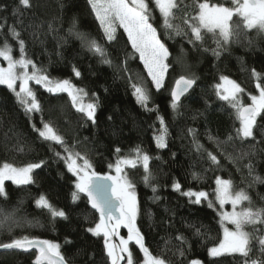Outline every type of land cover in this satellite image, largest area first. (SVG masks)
I'll use <instances>...</instances> for the list:
<instances>
[{
  "label": "trees",
  "instance_id": "16d2710c",
  "mask_svg": "<svg viewBox=\"0 0 264 264\" xmlns=\"http://www.w3.org/2000/svg\"><path fill=\"white\" fill-rule=\"evenodd\" d=\"M146 2L152 12L151 22L171 54V67L160 91L152 85L122 28H117L118 42H106L88 0H30L31 7L21 6L19 0H0V23L5 24L0 30V47L7 43L13 58L21 57L19 41L9 33V28L15 25L20 39L25 41V58L42 69V74L50 79H69L84 90L86 95L82 96L86 101L95 102L94 96H98L100 103L97 123L93 124L76 111L67 93H48L33 82L30 87L42 110L26 114L14 93L6 85H0V166L43 162L33 170L32 183L15 185L6 181L0 210L12 213L15 225L11 230L0 227V244L27 236L59 244L68 264H89L93 260L95 264H111L103 236L86 231L99 222V214L83 194L73 202L75 176L67 168L64 157L68 152L64 149L66 146L80 153V157L87 156L92 170L107 175L119 158L139 148L150 158L148 171L152 179L145 183L148 173L141 163L127 166L125 174L135 189L136 224L152 255L165 259L166 264H191L194 259L202 264H245L246 258L239 253L219 258L208 256L207 250L221 241L220 217L204 201L198 205L191 203L181 192L174 191L172 184L178 181L182 191H206L213 198L215 180L221 177L231 181L233 191H245L249 195L251 204L244 201L242 208L264 209V183L254 181L257 175L264 178V135L257 130L255 139L241 140L236 135L240 121L215 90L220 77L228 76L244 89L243 103H249L248 97L257 92L256 83L264 85V32L242 29L240 43H230L217 57L213 54L217 49L216 38L211 33H205L203 42H196V47L174 33L170 39L155 0ZM202 2L205 0H177L179 10H174L172 22L190 32L185 21H191L198 12V3ZM207 2L233 7L231 0ZM18 7L20 13L14 17L13 10ZM234 20L239 22L237 17ZM77 33L103 45L113 66L101 63L100 56L90 52ZM181 48L186 54L185 66L173 59ZM73 66L81 72L80 77L74 75ZM117 66L122 70L118 72ZM253 69L259 78L253 76ZM193 74L198 77L196 85L174 111L170 103L174 82L181 75ZM134 83H143L149 89L148 108L158 111H146L136 102L131 87ZM158 116L164 118L167 128L164 149H158L154 140L161 132ZM44 122L53 126L63 144L39 137L35 129L42 130ZM209 153L216 156L217 164L209 159ZM80 157L77 159L83 161ZM249 165L253 167L251 174ZM193 173L197 179H193ZM153 187L157 189L155 193ZM41 195L52 208L64 211L67 219L53 217L49 209L38 206L36 201ZM155 196L160 199L155 200ZM196 228H200L201 235L195 234ZM245 230L258 237L264 233V225H249ZM180 236L186 238V243L181 242ZM253 245L250 260L264 259L255 240ZM130 248L134 264H141L143 254L139 247L132 243ZM36 255L38 251L34 249L0 252V264H35Z\"/></svg>",
  "mask_w": 264,
  "mask_h": 264
},
{
  "label": "snow or ice",
  "instance_id": "6c2138e0",
  "mask_svg": "<svg viewBox=\"0 0 264 264\" xmlns=\"http://www.w3.org/2000/svg\"><path fill=\"white\" fill-rule=\"evenodd\" d=\"M88 3L103 29L106 42H118L117 28H122L124 33L127 34V41L130 43L133 53L138 54L139 60L143 63L152 85L157 91L162 90L165 87V74L171 67V54L169 47L161 39L157 28L151 22L153 17L149 3L146 0H88ZM19 4L24 7H31L30 0H19ZM155 6L163 16V27L169 33L170 39L173 38L172 33H174L176 36L187 38V42L196 47V42H203L205 33H211L216 38L217 49L213 50V54L217 57H219L220 50H226V46L230 43H240L242 29H255L258 32H264V0H233V7L209 4L207 0L198 3L197 14L191 17L190 22L185 21L190 32L172 22L174 10H179L177 0H155ZM19 13V7L13 10L14 17ZM234 17L239 18V22H236ZM4 27L5 24L0 23V30ZM9 33L19 41L21 57L13 59L12 48L7 43L0 47V57L8 62L6 68L0 67V85H6L14 93L16 101L23 107L25 113L31 114L42 110L36 93L29 86V82L34 81L36 85L43 86L48 93H67L76 111L81 113L87 121L96 124L97 109L100 106L99 97L94 96L95 102L93 103L86 105L81 103L82 94L86 95L83 89L77 88L69 79H50L48 75L42 74V69L37 68L32 60L25 58V41L20 39V33L16 31L15 25L9 28ZM77 35L81 36L90 52L100 56L101 63L110 67L113 66V61L108 58L103 45L97 43L94 39H87L79 33ZM251 43L249 41V44ZM185 55L183 48H181L180 54L173 59L181 66H185ZM29 65L32 67L31 73L28 72ZM17 68L22 71L18 73ZM121 70L117 66V71ZM73 73L76 77L81 76V72L75 66H73ZM252 74L259 78V73L255 69L252 70ZM197 79L198 77L193 74L190 77L181 75L176 80V87L171 91L170 102L174 111L179 108L181 98L196 85ZM220 80L222 83L215 85L217 96L221 101H225L231 106L236 118L240 121V127L236 130V135L241 140L246 138L255 139L257 130H261L262 135H264V85L257 84L259 95H252L251 104L245 105L240 99L244 89L228 76H221ZM17 81H20L18 90ZM131 87L134 89L132 94L141 107L146 111H158V109L148 108L151 93L143 83H134ZM104 91H108V89L105 88ZM157 118L160 121L161 132L155 135L154 139L156 147L164 149L167 147V128L164 118L162 116ZM108 119L111 120L112 117L109 116ZM33 127L35 128V125ZM35 130L38 132L39 137L46 141L64 143L62 137L57 134L50 123L44 122L42 130L38 128ZM231 139L232 137H229V140ZM197 147L201 146L197 145ZM64 150L68 152V155L64 157L67 168L78 178L75 183L76 190L72 193L73 202L78 201L81 194H83L87 197L91 208L99 214V222L95 224V227L87 228L86 231L93 236H103L106 257L111 264H120L121 261H126V264H134L133 254L129 248L130 242L133 241L144 255L143 264H166L165 259L152 255L145 244L144 235L136 224L138 207L134 185L123 174L121 168V164L135 167L136 161L120 159L115 165L116 176H102L92 170V163L87 156L80 157V153L73 152L66 146ZM117 152H119V149H117ZM136 153L142 159L145 172L148 173L145 175L144 181L149 183L152 179L151 173L148 171L150 158L146 153L141 155L139 148L136 149ZM56 155L59 157L60 153ZM208 155L213 164L218 163L215 155L211 153ZM78 157L83 160L82 164L77 163ZM42 163H29L24 167H15L11 163H4L0 166V197L6 195V181H11L15 185L32 183V172L34 169L40 168ZM252 171L253 167L249 165V173L251 174ZM197 178L196 174L193 173V179ZM254 181L264 183V178L257 175L254 177ZM215 183L217 186L215 190L216 200L219 205L223 207L226 203H230L233 209L231 212L221 213L222 221L234 225V230L225 228L223 240L207 250L208 256L219 258L239 253L246 258L245 264H249L254 240L259 246L261 255L264 256V235L257 237L254 232L250 233L245 230L246 226L249 225H264V209L254 210L252 207H247L237 211V205L242 204V202L248 201L251 204L249 195L245 191L233 192L230 180L217 177ZM172 188L176 192H181L184 197L190 199L191 203L197 205L201 203L202 199L208 198V193L205 191H193L191 189L182 191V185L178 181L172 184ZM156 190V187L152 188L154 193ZM193 197L194 199H191ZM154 199L159 200L160 197L155 196ZM36 204L49 209L53 217L67 219L65 212L52 208L43 195L39 197ZM208 207H213L211 200H208ZM166 211L168 210L166 209ZM14 225L13 214H5L0 210V227L7 226L11 230ZM122 226L127 228V238L119 237V243H115L113 237L119 236L118 229ZM189 227L194 226L189 225ZM195 234L197 236L201 235L200 228H196ZM179 239L181 242L186 243V238L183 236H180ZM32 248L37 249L39 253L35 256V264H45V262L46 264H66L65 258L60 252V245L48 240L30 239L25 236L20 239H13L10 243L0 244V249L4 250L27 251ZM183 254L181 252V255ZM89 264H95V261H89ZM191 264H202V262L194 259ZM250 264H264V259L250 260Z\"/></svg>",
  "mask_w": 264,
  "mask_h": 264
},
{
  "label": "rangeland",
  "instance_id": "374dc122",
  "mask_svg": "<svg viewBox=\"0 0 264 264\" xmlns=\"http://www.w3.org/2000/svg\"><path fill=\"white\" fill-rule=\"evenodd\" d=\"M232 2H233V0H231ZM14 59V58H13ZM7 65H8V62L6 61V60H4L2 57H0V67H4V68H6L7 67ZM20 71H22L21 69H19V68H17V72L19 73ZM31 71H32V67H31V65H29V67H28V72L29 73H31ZM34 81H30L29 82V86L33 83ZM19 83H20V81H17V90H18V88H19ZM220 83H222V81L219 79V82L217 83V84H220ZM216 84V85H217ZM257 84H259L258 82L256 83V90H257V92L255 93V94H253V95H259V88H257ZM215 90H216V88H215ZM222 91V90H221ZM216 92H217V90H216ZM249 96V95H248ZM251 96L252 95H250L248 98H249V103L251 104ZM71 99V98H70ZM240 99H241V102L243 103V99H242V96L240 95ZM81 103H83L84 105H86V104H88V103H93V102H89V101H86V99L83 97V96H81V101H80ZM244 104V103H243ZM155 137V136H154ZM155 140V139H154ZM156 143V142H155ZM141 155H143V153H141ZM120 159H129V160H135L136 161V164L137 163H141L142 165H143V161H142V159H140L138 156H137V153H136V151L133 153V154H131V155H129V156H126V157H123V158H119L118 160H120ZM117 160V161H118ZM77 163L78 164H82L83 163V161H79L78 159H77ZM27 164H25V165H13V166H15V167H24V166H26ZM115 165L116 164H114L113 166H112V172H110V173H108L107 175H111V176H116L117 175V173H116V171H115ZM127 167V165H123V164H121V168H122V170H123V174L124 175H126L125 174V168ZM72 173V172H71ZM73 174V173H72ZM74 175V174H73ZM75 176V183L77 182V180H78V178H77V176L76 175H74ZM221 178V177H220ZM128 179V178H127ZM223 179V178H222ZM216 181V180H215ZM216 183H215V187H214V197L213 198H209V194H208V198L207 199H202V201H204L207 205H208V200H211L212 202H213V207H211V208H213L214 210H216V212L218 213V215H219V217H220V221H221V230H222V237H221V241L223 240V238H224V229L225 228H228V229H230V230H234V225H232V224H230V223H228L227 221H222V218H221V213L222 212H231L233 209H232V205L230 204V203H226L223 207H221L220 205H219V203H218V201L216 200V192H215V190H216ZM185 191H187V190H185ZM233 191V190H232ZM206 192V191H205ZM233 192H235V191H233ZM207 193V192H206ZM39 199V198H38ZM37 199V200H38ZM191 199H194V197L193 198H191ZM201 201V202H202ZM243 203V202H242ZM241 208H242V204H240V205H237V207H236V210L237 211H240L241 210ZM93 227H95V226H93ZM118 233H119V236H117V237H113V241L115 242V243H119V237H124V238H127V235H128V231H127V228L126 227H124V226H122V227H120L119 229H118ZM262 235H264V233L262 234ZM220 241V242H221ZM53 243H56V242H53ZM132 243H134V241L133 242H130V244H129V248H130V245L132 244ZM57 244V243H56ZM130 251H131V248H130ZM143 254V253H142ZM125 256L127 255V254H124ZM143 262H144V255H143V260H142V262H141V264H143ZM120 264H126V261H121L120 262Z\"/></svg>",
  "mask_w": 264,
  "mask_h": 264
},
{
  "label": "water",
  "instance_id": "95a60500",
  "mask_svg": "<svg viewBox=\"0 0 264 264\" xmlns=\"http://www.w3.org/2000/svg\"><path fill=\"white\" fill-rule=\"evenodd\" d=\"M178 79H179V78H178ZM175 87H176V81L174 82V84H173V86H172V88H171V91H172V89L175 88ZM190 90H191V89H190ZM190 90H189V91H190ZM171 91H170V97H171ZM186 94H187V93H186ZM186 94H185V95H186ZM183 97H184V96H183ZM183 97H182V98H183ZM182 98H181V99H182ZM248 104H250V103H248ZM248 104H245V105H248ZM100 175H101V174H100ZM102 176H103V175H102ZM109 183H111V182L109 181ZM90 206H91V205H90ZM32 249L38 251V250L35 249V248H32ZM14 250H18V249H14ZM29 250H31V249H29ZM4 251H13V250H4V249H0V252H4ZM22 251H25V250H22ZM38 254H39V253H38ZM65 261H66V260H65ZM66 264H68V263L66 262Z\"/></svg>",
  "mask_w": 264,
  "mask_h": 264
}]
</instances>
